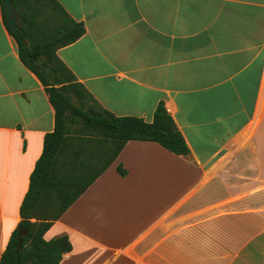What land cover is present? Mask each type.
<instances>
[{"label": "crops", "instance_id": "crops-1", "mask_svg": "<svg viewBox=\"0 0 264 264\" xmlns=\"http://www.w3.org/2000/svg\"><path fill=\"white\" fill-rule=\"evenodd\" d=\"M56 1L76 80L117 116L162 101L189 148L127 141L43 234L68 236L58 264H264V0ZM53 127L0 5V256Z\"/></svg>", "mask_w": 264, "mask_h": 264}, {"label": "trees", "instance_id": "trees-1", "mask_svg": "<svg viewBox=\"0 0 264 264\" xmlns=\"http://www.w3.org/2000/svg\"><path fill=\"white\" fill-rule=\"evenodd\" d=\"M22 33L3 22L17 43L20 60L37 76L54 108V127L30 173L19 207L30 221L17 248V227L0 256V264H58L72 248L67 235L49 240L45 231L115 160L129 140L153 141L168 151L187 155L189 148L162 101L152 120L117 116L101 107L56 55V49L84 33L82 22L70 18L56 0H12ZM24 40L26 43H24ZM76 125L70 133V126ZM120 175L126 170L117 165Z\"/></svg>", "mask_w": 264, "mask_h": 264}, {"label": "water", "instance_id": "water-1", "mask_svg": "<svg viewBox=\"0 0 264 264\" xmlns=\"http://www.w3.org/2000/svg\"><path fill=\"white\" fill-rule=\"evenodd\" d=\"M2 3H3L5 17L7 21L10 23L11 29L15 32L22 33L24 37L25 34H24L20 19L18 17V14L16 12V9L14 7L12 0H2ZM24 43H26L25 40H24ZM29 224H30V219L20 220L18 227H17V240H18L17 248L20 247L21 242H22V237L26 233Z\"/></svg>", "mask_w": 264, "mask_h": 264}, {"label": "rangeland", "instance_id": "rangeland-1", "mask_svg": "<svg viewBox=\"0 0 264 264\" xmlns=\"http://www.w3.org/2000/svg\"><path fill=\"white\" fill-rule=\"evenodd\" d=\"M74 129H76V125H71V126H70V133H71V132H74Z\"/></svg>", "mask_w": 264, "mask_h": 264}]
</instances>
